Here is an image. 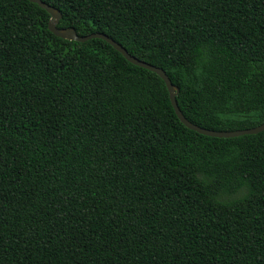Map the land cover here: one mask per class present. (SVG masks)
Instances as JSON below:
<instances>
[{
    "label": "trees",
    "instance_id": "trees-1",
    "mask_svg": "<svg viewBox=\"0 0 264 264\" xmlns=\"http://www.w3.org/2000/svg\"><path fill=\"white\" fill-rule=\"evenodd\" d=\"M163 70L192 124L264 123V0H41ZM0 0V264H264V131L213 138L158 75Z\"/></svg>",
    "mask_w": 264,
    "mask_h": 264
},
{
    "label": "water",
    "instance_id": "water-1",
    "mask_svg": "<svg viewBox=\"0 0 264 264\" xmlns=\"http://www.w3.org/2000/svg\"><path fill=\"white\" fill-rule=\"evenodd\" d=\"M28 1L37 4L40 8L44 9L50 15L48 30L54 36L64 40L77 41L80 43L86 42L91 39H101L106 43H108L110 46H112L117 52H119L127 62L131 63L134 66L140 67L142 69L148 70L158 75L165 84V87L168 91L170 103L176 117L187 129L192 130L200 135L213 137V138H234L244 135H253L264 131V123L253 128L232 130V131L207 130L192 124L187 119H185L180 109L178 108L175 100V96L178 89L177 87L171 84L170 80L168 79V77L166 76L163 70L131 56L121 45L117 44L114 40H112L103 33H93L85 36H79L77 35L76 31L73 28H58L57 25L61 19V13L56 8L46 5L41 0H28Z\"/></svg>",
    "mask_w": 264,
    "mask_h": 264
}]
</instances>
